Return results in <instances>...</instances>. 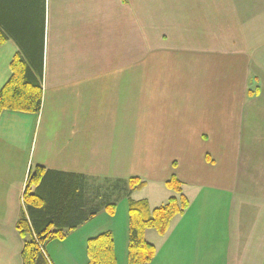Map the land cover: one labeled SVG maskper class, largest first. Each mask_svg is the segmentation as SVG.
I'll return each instance as SVG.
<instances>
[{"label": "crops", "instance_id": "1", "mask_svg": "<svg viewBox=\"0 0 264 264\" xmlns=\"http://www.w3.org/2000/svg\"><path fill=\"white\" fill-rule=\"evenodd\" d=\"M39 18L41 109L0 114V264H22L34 166L79 179L85 210L88 188L100 200L48 229L80 264L89 238H114L105 205L120 186L147 176L167 192L172 175L189 205L163 235L146 231L148 264H264V0H42ZM20 48L0 44V89Z\"/></svg>", "mask_w": 264, "mask_h": 264}, {"label": "trees", "instance_id": "2", "mask_svg": "<svg viewBox=\"0 0 264 264\" xmlns=\"http://www.w3.org/2000/svg\"><path fill=\"white\" fill-rule=\"evenodd\" d=\"M42 0H0V44L9 34L14 35L21 48L11 63V76L0 89V114L4 110L38 113L42 105V36L40 25ZM146 184L139 177L127 180L123 194L127 196L128 235L126 264H148L156 254L154 244L147 241L148 229L163 235L172 219L189 205L182 183L175 175L166 181L173 192L168 199L151 207L147 199H132L129 194ZM81 182L72 176L46 172L34 166L28 173L23 200L26 215L16 222V229L23 239L22 264H50L43 244L51 237L62 238L60 230L49 231L51 225L72 226L87 214L93 216L100 200L88 188L87 206L84 209ZM113 212L115 203L105 205ZM86 264H117L114 239L110 232L89 238L86 244Z\"/></svg>", "mask_w": 264, "mask_h": 264}, {"label": "rangeland", "instance_id": "3", "mask_svg": "<svg viewBox=\"0 0 264 264\" xmlns=\"http://www.w3.org/2000/svg\"><path fill=\"white\" fill-rule=\"evenodd\" d=\"M135 72L137 73H141L143 72V66L142 65H138L135 66ZM170 153L173 152V150L171 148H169ZM169 163L171 164L172 162H168V167H169ZM167 164L165 165V168H167ZM136 169H140V172H143V169L141 168V166L136 167ZM140 178L142 180H145L146 183L148 184V186L144 189H139V190H135L132 193V198L136 199L139 197H147L149 201H151V204H161L164 203L168 197H169V192L171 191H162V189L160 187H158L159 185L156 184L154 181L149 180V179H153V178H148L147 176H140ZM146 185V184H145ZM143 188V187H142ZM168 190V188H166ZM122 188L120 186L119 189V193L113 195L110 197V202H114L115 203V208L113 209V213H111V215H113V219L110 218V220L112 221V229L114 231V244H115V251L116 254V263L117 264H126V246L123 242L124 239V226L126 229H128L127 224L124 225L125 220L127 221L128 218V212H127V205H126V200L125 198L122 196L123 192ZM184 191L185 194H187V192L189 191L188 189V184L187 186L184 184ZM148 201V202H149ZM150 204V205H151ZM105 214V213H103ZM103 216V215H102ZM105 217V215H104ZM152 230V229H151ZM153 234H155L156 236H158L156 231H151ZM112 235V234H111ZM149 238H151V236L149 235ZM221 241V240H220ZM220 241L218 242L220 244ZM64 244V247L62 245L61 248H64L63 250H60V245L58 243V241H50V242H46L44 244L45 246V254L50 262V264H77V263H81L83 261V251L77 247L74 246L72 247L73 249H69L70 253L67 255L66 251L67 250L65 248V246L67 245L68 242H62ZM61 244V243H60ZM77 244V243H76ZM218 244V245H219ZM217 242L215 241V248H217ZM222 252V251H220ZM219 252V253H220ZM49 256H48V255ZM58 255V256H57ZM57 256V257H56ZM217 264H223V262L221 261V259H218Z\"/></svg>", "mask_w": 264, "mask_h": 264}]
</instances>
